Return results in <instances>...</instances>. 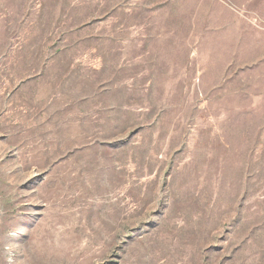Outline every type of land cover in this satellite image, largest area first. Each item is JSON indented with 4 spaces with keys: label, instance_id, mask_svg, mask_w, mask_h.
I'll use <instances>...</instances> for the list:
<instances>
[{
    "label": "rangeland",
    "instance_id": "374dc122",
    "mask_svg": "<svg viewBox=\"0 0 264 264\" xmlns=\"http://www.w3.org/2000/svg\"><path fill=\"white\" fill-rule=\"evenodd\" d=\"M0 264H264V0H0Z\"/></svg>",
    "mask_w": 264,
    "mask_h": 264
}]
</instances>
